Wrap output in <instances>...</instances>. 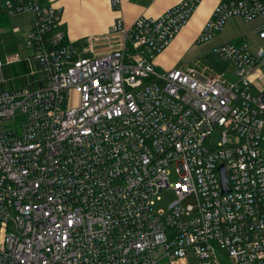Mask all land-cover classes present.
<instances>
[{
    "label": "built area",
    "instance_id": "1",
    "mask_svg": "<svg viewBox=\"0 0 264 264\" xmlns=\"http://www.w3.org/2000/svg\"><path fill=\"white\" fill-rule=\"evenodd\" d=\"M201 2L129 26L119 17L110 34L121 39L96 53L93 37L67 38L54 4L0 0V19L29 15L28 75L43 83L0 90V264H264V86L252 90L264 0H219L196 38L211 42L232 18L255 22L258 49H214L234 80L210 67L158 70ZM22 62L0 58V84ZM170 187L176 200L156 211Z\"/></svg>",
    "mask_w": 264,
    "mask_h": 264
},
{
    "label": "crops",
    "instance_id": "2",
    "mask_svg": "<svg viewBox=\"0 0 264 264\" xmlns=\"http://www.w3.org/2000/svg\"><path fill=\"white\" fill-rule=\"evenodd\" d=\"M46 1L49 4H54L61 8L63 24L60 28L65 31L69 40L81 41L87 37H93L95 52L104 53L111 49L112 46L121 39L120 34H110L111 26L117 18H124L126 25L129 26L141 16L157 17L169 8L174 7V5L178 4L181 0H118L119 5L117 6H113L112 3L114 0ZM218 2L219 0H202L190 18L189 23L182 29V32L175 37L166 50L156 57L154 62L158 70L168 71L176 67L195 66L198 69L210 67L216 71V69L208 63L192 59L193 55L191 54V51L196 48V38L205 25L209 23ZM5 21L6 20H2V22ZM247 23L250 24V34L254 36V39L256 38L258 40L256 34L254 35L252 32L255 22ZM29 24L28 16V25L25 26V32ZM219 44L220 42L217 38L206 43V47L203 48L205 56L215 53L214 49ZM1 52L3 53L0 58L12 54L2 49ZM4 69L3 72L5 73L7 68ZM262 77H264V72L258 73L255 76L253 86H256L257 89L264 86ZM42 85L41 78L39 85H36L35 87L29 85V88L37 89ZM4 89L8 88L5 87L4 83L0 84V90Z\"/></svg>",
    "mask_w": 264,
    "mask_h": 264
},
{
    "label": "rangeland",
    "instance_id": "3",
    "mask_svg": "<svg viewBox=\"0 0 264 264\" xmlns=\"http://www.w3.org/2000/svg\"><path fill=\"white\" fill-rule=\"evenodd\" d=\"M28 16L29 15H13L11 17H3L2 19H0V22H2V20L7 21L3 22L2 25L0 24V56H2L3 53L1 52L2 49L12 54H19L25 61L11 67H5L7 68V70L3 75L5 79V87L8 89H23L29 87V85L35 87L36 85H39L40 79L42 78V75L39 73L37 74V77H34V75L32 77L28 75L30 66L28 65L26 60L30 56V50L27 48L24 35L25 26L28 25ZM247 22L248 21H244L242 19L240 20V18H232L227 21L221 32L217 35V39L220 44L229 41L239 44L242 41L246 40L250 44L252 50L258 49L259 46L263 44V42H260L259 39H254V36L250 34L251 28L250 24H248ZM16 27L21 28V31L14 33L13 30ZM242 36H244V38H242ZM204 47H206L205 44H196V48L191 51V54L193 55L192 59L198 60L199 62L204 61L205 63L213 66L217 72H226L228 74V77L234 80V67H231L232 65L230 63H227V61H224L215 53H211V55L209 54V56H205V54L203 53ZM262 80L264 81V77H262ZM252 90L256 91V86H253ZM7 126L15 127L12 125V123L7 124ZM222 132L223 129L221 127H216L210 140H208L207 145L215 148L219 144V142H221ZM176 170V164H173L170 167L169 174V183L171 185H175V183L178 181V174ZM175 200L176 193L174 188H165L160 195V199L155 203L154 209L156 211H167L169 206ZM161 264H167V261L163 260Z\"/></svg>",
    "mask_w": 264,
    "mask_h": 264
},
{
    "label": "water",
    "instance_id": "4",
    "mask_svg": "<svg viewBox=\"0 0 264 264\" xmlns=\"http://www.w3.org/2000/svg\"><path fill=\"white\" fill-rule=\"evenodd\" d=\"M220 173H221V184H222L223 193L229 192V182H228V178L226 176V171H225L224 165H222L220 167Z\"/></svg>",
    "mask_w": 264,
    "mask_h": 264
},
{
    "label": "trees",
    "instance_id": "5",
    "mask_svg": "<svg viewBox=\"0 0 264 264\" xmlns=\"http://www.w3.org/2000/svg\"><path fill=\"white\" fill-rule=\"evenodd\" d=\"M0 24L2 25V24H3V22H0ZM0 57H2V56H0Z\"/></svg>",
    "mask_w": 264,
    "mask_h": 264
}]
</instances>
